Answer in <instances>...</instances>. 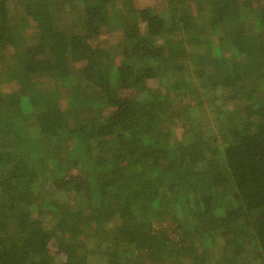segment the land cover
<instances>
[{"label":"trees","instance_id":"trees-1","mask_svg":"<svg viewBox=\"0 0 264 264\" xmlns=\"http://www.w3.org/2000/svg\"><path fill=\"white\" fill-rule=\"evenodd\" d=\"M145 1L0 0V264H264V0Z\"/></svg>","mask_w":264,"mask_h":264},{"label":"rangeland","instance_id":"rangeland-1","mask_svg":"<svg viewBox=\"0 0 264 264\" xmlns=\"http://www.w3.org/2000/svg\"><path fill=\"white\" fill-rule=\"evenodd\" d=\"M164 0H146L145 3L147 5H152L154 4L155 6L158 7V9H161L164 6L163 3ZM100 41L102 42L100 46H102V48H104V50H114L116 46H118L119 43V37L118 34H111V35H107V34H102L99 37ZM113 48V49H112ZM118 53V52H115ZM114 53V54H115ZM93 101L92 98H89V102Z\"/></svg>","mask_w":264,"mask_h":264}]
</instances>
